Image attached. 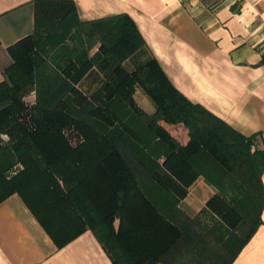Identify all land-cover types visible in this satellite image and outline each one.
Listing matches in <instances>:
<instances>
[{
    "label": "trees",
    "instance_id": "obj_1",
    "mask_svg": "<svg viewBox=\"0 0 264 264\" xmlns=\"http://www.w3.org/2000/svg\"><path fill=\"white\" fill-rule=\"evenodd\" d=\"M34 6L0 82V203L20 195L53 236L70 220L90 229L114 264H233L263 225L258 136L176 89L130 16L85 23L73 0ZM92 74L102 82L87 92ZM15 161L24 170L8 181Z\"/></svg>",
    "mask_w": 264,
    "mask_h": 264
},
{
    "label": "crops",
    "instance_id": "obj_2",
    "mask_svg": "<svg viewBox=\"0 0 264 264\" xmlns=\"http://www.w3.org/2000/svg\"><path fill=\"white\" fill-rule=\"evenodd\" d=\"M35 1L0 0V82L13 63L9 48L34 31ZM73 1L85 23L130 16L176 89L264 148V0ZM262 221L233 264H264V209ZM64 225L51 235L10 196L0 203V264H114L90 229L67 240L72 223Z\"/></svg>",
    "mask_w": 264,
    "mask_h": 264
},
{
    "label": "rangeland",
    "instance_id": "obj_3",
    "mask_svg": "<svg viewBox=\"0 0 264 264\" xmlns=\"http://www.w3.org/2000/svg\"><path fill=\"white\" fill-rule=\"evenodd\" d=\"M79 42H81V40H79ZM87 42H89L93 46H95L96 45L95 43H97V39L95 40V38H88ZM81 45H82L81 43H77V47L76 48L79 50ZM92 51H95V48H93ZM4 74H5V72H4ZM4 74H3V78H4ZM0 75H2V74H0ZM85 82H86L85 83L86 84V86H85L86 87V91L87 92H91L92 90L96 89V87L100 84L99 82H102V79H101V76L99 74H92L88 79H86ZM83 88H84V86H83ZM138 96H139L140 100H142V101H147L148 100L147 102H149L150 104H153V102L143 92H139ZM33 97H34V94H32V97H31L32 100L34 99ZM142 103H144V102H142ZM68 130H69V132H72L71 129L68 128ZM175 134H178V133H175ZM180 134H181V130H180ZM2 138L5 139V141H7V142L10 140L9 136L6 135V134L3 135ZM1 145H2V147H6L7 146V145H5V143H1ZM23 170H24L23 165L20 162L15 161L13 166L9 170H7L6 173H5L6 180H8V181L13 180L14 177L17 176ZM202 184L203 183L201 182V183L198 184L197 188H192V192H193V193L191 192L192 195L187 197L186 200L184 201L185 203H183V206L187 207L192 212H193L194 208H196V207L201 208L203 206L202 199H204L205 196H206L205 192H207V193L209 192L208 190L205 189L206 190L205 191L203 189L204 187H203ZM30 194H33L32 191H31ZM70 221L72 222V228L70 230H72L73 234H75L78 231L77 227L73 225V221L72 220H70ZM60 222H62V221H60ZM59 227H63L61 229L65 230L66 226L62 222V224H58V228Z\"/></svg>",
    "mask_w": 264,
    "mask_h": 264
}]
</instances>
